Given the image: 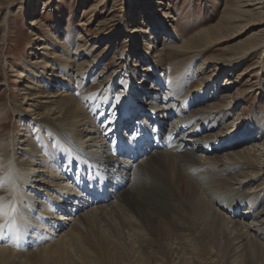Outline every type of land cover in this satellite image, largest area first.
Listing matches in <instances>:
<instances>
[{
  "label": "bare ground",
  "instance_id": "obj_1",
  "mask_svg": "<svg viewBox=\"0 0 264 264\" xmlns=\"http://www.w3.org/2000/svg\"><path fill=\"white\" fill-rule=\"evenodd\" d=\"M234 1L235 8L226 9L230 14L225 21H250L261 8L257 4H262L261 0ZM146 16L163 35L168 32L152 12ZM228 29L215 24L198 32L189 43L163 37L160 47L152 42L158 34L148 32L141 49L146 56L143 59L158 70L172 53L179 56L204 48L223 38ZM131 30L147 32L137 26ZM260 34L258 29L252 31L249 41L238 44V53L244 55L259 47ZM244 44L246 48H242ZM58 48L63 56L53 51L44 54L50 72L39 71L48 88L22 96L24 107L15 104L12 108L18 118L31 112L42 144L15 139L17 151L8 154L12 139L0 142V154L4 155L0 160V264H32L50 255L58 264H104L98 257L110 263L124 256V261L138 256L142 264H151L140 249V243L145 242L147 249H152L149 241L158 244L156 252H167L177 261L183 258L182 246L200 251L198 241L210 235L226 241V264L241 260L243 264H264V178L253 186L264 175V140H258L264 139V123L255 140L232 149L233 142L239 140V133L233 130L237 122L225 121L241 98L239 92L225 89L217 100L201 102L208 81L224 71L222 65L229 62L231 68L239 57L216 62L214 73L205 77L209 80L193 89L185 85V72L167 62L149 83L146 79L151 75L143 66L140 70L147 72L139 82L128 75L121 80L126 84L122 91L110 89L100 95L74 86L77 79L93 72L95 61H83L80 49L71 53L61 45ZM257 60L256 65L261 63ZM210 62L207 59L203 64ZM52 86L62 89L52 91ZM39 103L49 107L40 112L35 109ZM150 136L158 138V146L145 145L144 152L134 148L136 160L124 155L137 137ZM228 167L232 174L224 176ZM244 167L257 171H244ZM111 175L120 179L116 187L96 186L98 177L110 182ZM178 192L186 205L171 212L168 207L172 208ZM124 197L137 201V211L125 209ZM206 221L210 224L203 226ZM165 223L179 230L178 237ZM93 224L98 227L97 242L87 243L83 235ZM98 250L101 253L95 254Z\"/></svg>",
  "mask_w": 264,
  "mask_h": 264
},
{
  "label": "rangeland",
  "instance_id": "obj_2",
  "mask_svg": "<svg viewBox=\"0 0 264 264\" xmlns=\"http://www.w3.org/2000/svg\"><path fill=\"white\" fill-rule=\"evenodd\" d=\"M261 1L262 4H257L261 8L256 10L253 18L247 22L240 21L241 24L239 21H225L230 14V11L226 12L227 7L235 8L234 0H0V142L12 139L14 144L16 143L15 139H19V141L37 140L38 144H42V137L39 134L41 132L36 130V126L30 118L31 112L27 117L18 118L13 114L12 108L16 107L15 104L23 108L22 102L25 95L28 97L48 88L39 71L50 72V68H46L50 61L45 55L52 51L61 55L58 48L60 45L70 50L71 53L80 49L82 52L79 54H82L83 61H95L96 66L93 72L88 71L89 74H86V77L81 81L77 79L74 86L84 91H96L100 95L107 93L110 89L112 92L114 91L113 93L122 91L126 84L121 80L125 76L129 75L130 78L139 82L147 70L151 75L146 79V82L149 83L154 77L159 76L164 70L163 67L167 66V62L177 65L176 70L185 72L188 77V82L185 85L188 86L187 88L193 89L198 87L200 82L209 80L205 77L214 73L213 68L219 61L225 62V57H239L231 68L228 66L229 62L222 65V67L228 68L223 67L224 71L215 80L208 81L209 85L206 87V94L201 102L217 100L220 92L225 89L238 91L241 98L231 113V117L225 121V123L232 120L237 122L233 130L239 133V140L233 142L234 146L232 144L231 147L233 146L232 149L240 148L243 142L255 140L264 123V46H262V44L264 45V0ZM149 11L159 22L164 24V29H168L166 34L164 32L165 35L161 33L158 25L155 26L150 19L147 20L146 15ZM32 20H36L35 24L30 23ZM218 23L230 27V29L225 31L223 38L208 43L204 48L194 49L179 56L172 53L169 60L164 61L165 65L159 66L158 70H155L151 62L147 64L143 59L146 56L141 49L143 41L148 39V32L158 34L152 42L156 47H160L163 37L173 39L178 43L182 40L189 43L205 28ZM132 26L143 28L147 32L129 31ZM157 28L159 32L161 31L160 33ZM256 29L262 33L260 34L261 46L240 55L238 48L241 47L238 44L249 41L251 32ZM49 43L50 45H48ZM42 46L43 48L40 49L39 47ZM246 47L247 45H242V48ZM258 58L261 63L256 65ZM207 59L211 62L203 64V61ZM31 60L39 62L33 66L34 64H29ZM255 65L257 67H254ZM143 66L147 68L146 71L140 70ZM198 67L201 71H197ZM218 67L220 66L218 65ZM217 70L218 68L215 69V72H218ZM32 72H35L37 76ZM215 81H217L216 84ZM146 82L144 83L145 87H147ZM61 89L62 86H59L58 89L53 86L51 88L52 91ZM48 107L49 105L39 103L35 109L42 112ZM193 109L194 107L189 111ZM212 121H208V123ZM250 123L256 128L250 129L252 127ZM258 140L262 142L264 139ZM13 144L10 146L11 148L8 147V154L17 151L16 147L19 144H14L15 146ZM2 156L4 157V155ZM242 170L257 171L256 168L252 170L245 169V167ZM224 173L226 174L224 176L231 175V168L228 167V172ZM261 178L263 179L264 175L257 179L255 185L253 184L254 187L262 183ZM143 186L146 187L144 183ZM144 187H142L143 190L148 193L147 188ZM148 196L150 197L151 193H148ZM176 198V201L170 205L172 208L168 207L171 212L176 208H184L186 205L185 197L179 192L176 194ZM122 200V204L129 213L137 211L136 200L133 198L127 200L125 197ZM140 204L142 205V202ZM164 214L168 216L167 211ZM165 224L167 229L174 234L173 236L177 235L178 237L179 230L171 223ZM206 224L210 223L206 221L203 226ZM97 228L96 224L90 225L89 229L92 230L84 232V241L96 243ZM136 244L138 245V243ZM149 244L153 245L152 249H147L148 243L146 242L140 243L142 246L140 249L149 256L145 259L151 264H226L224 257L229 251L225 246L226 241H219L217 235L203 236L197 244L200 251L192 250L189 246H182L180 252L183 258L177 261L171 260L167 252L165 254L160 250H158L159 253L156 252L158 244L155 242L149 241ZM205 245L210 249H207ZM207 252L209 253L207 254ZM97 253L101 252L98 250L95 254ZM98 258L104 264L143 263V260H140L141 258L138 256L128 257L126 261H124L126 259L124 256L110 263H106L102 257ZM244 262L241 260L238 264ZM58 263L54 255H50L48 258L43 257L40 260H35L32 264Z\"/></svg>",
  "mask_w": 264,
  "mask_h": 264
}]
</instances>
